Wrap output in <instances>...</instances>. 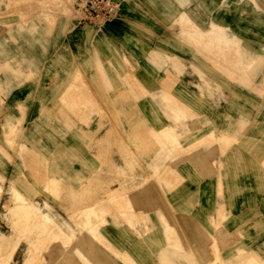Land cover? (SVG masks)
<instances>
[{"label":"crops","instance_id":"1","mask_svg":"<svg viewBox=\"0 0 264 264\" xmlns=\"http://www.w3.org/2000/svg\"><path fill=\"white\" fill-rule=\"evenodd\" d=\"M116 1V17L101 25L76 20L58 40L57 51L44 44L42 64L27 69L32 78L12 81L0 94V147L6 125L16 139V147L0 148V177L27 197L31 187L42 184L34 169L52 171L76 191L92 179L112 191L127 187L124 198L149 219L146 224L161 240L149 245L141 235L147 226L140 223L138 245L133 240L131 247L140 257L153 247L170 249V227L205 259L190 263L170 256L176 264H207L212 237L222 243L223 260L235 264L228 245L241 233L250 240L248 247H238L262 254L264 0ZM24 9L33 11L34 2L0 0V19L17 25ZM244 65L250 66L248 81H243ZM68 106L76 111L68 112ZM166 129H174L176 145L159 144ZM211 137L219 140L196 142ZM22 144L27 159L38 155L43 166H24L18 155ZM121 170L127 174L118 176ZM157 171L160 176L153 178ZM113 202L97 207L106 211ZM224 215L226 226L217 230L215 222ZM116 227L108 233L122 232L133 244L129 227ZM23 244L13 255L18 264H24ZM73 249L91 263L82 243ZM63 250L62 243L50 247L44 264H81L63 257ZM114 255L123 264L133 262L118 251ZM102 260L114 264L108 256Z\"/></svg>","mask_w":264,"mask_h":264},{"label":"rangeland","instance_id":"2","mask_svg":"<svg viewBox=\"0 0 264 264\" xmlns=\"http://www.w3.org/2000/svg\"><path fill=\"white\" fill-rule=\"evenodd\" d=\"M28 1L34 2L35 9L33 11L26 9L18 11L17 25H12L10 22L1 21L0 19V22L3 23L0 26V30L2 28L4 38L3 41H0V94L5 88L11 86L12 81L17 84L21 79L32 78L34 74L30 73L31 67L42 64L41 51L44 44L50 42L52 51H57L58 40L65 35L69 25L77 20L74 0H62L63 4H60L61 0H10L11 3H26ZM69 4H72L69 6L71 8L68 7ZM63 7H65V10ZM68 10L71 11L69 12ZM184 22L190 25L188 19L184 20ZM98 24L101 25L102 23L98 22ZM227 33L229 35V29ZM15 34H17L20 40H15ZM249 68L250 66L244 65L243 81L250 80V74L245 72ZM27 69L30 71L29 74L26 73ZM54 76L53 80H58L59 75L56 74ZM232 77L234 78V76ZM68 93L69 97L72 91ZM0 102L4 103L1 99ZM83 108L85 110L88 107ZM67 109L70 113L76 111L75 106H68ZM83 122L86 125H90V121L85 118ZM173 130L166 129L162 132L163 142H159L162 147L165 146V141H168L173 146L178 143L176 137H171V131ZM15 140L12 137V128L6 125L3 138L5 147H0L2 151H5L6 148L16 147ZM218 140V138L211 137L210 139H196V142L197 144L206 142L212 144ZM5 155L9 159H12L9 154L5 153ZM18 155L22 158L25 167L43 166V161L38 158V155L32 154L31 159H27V147L24 144L20 145ZM134 165V162L130 164L128 170L134 172ZM51 172H42L38 169L32 170V175L39 180L38 182L42 181V184L40 185L39 183V186L31 187L28 197L16 187L23 194L26 202L23 201V196L14 193L10 179L0 177V264H18L14 260L13 255L21 243H24L21 250L25 257L24 264H44V257L48 253L49 248L58 243H62L65 247V250L61 251L63 257L77 258L81 264H106V260L103 261L102 259H106L107 256L113 258L114 264H123V259L115 257V251H118L124 257V261L129 259L127 257L131 256L133 258L132 264H176L171 257L177 258L178 256H180L181 260L183 259L182 261L190 263L191 259L198 260L199 262L205 261L201 257L200 251L186 248V243H183L176 227H170L169 230L170 238L168 239L167 246L170 249L163 250L153 247L152 249L144 250L140 257L139 250L131 247H133L134 241L138 245L137 235H140V223L146 224L149 219L145 216L140 217L131 201L128 202L124 198L129 192L127 187L119 185L120 189L116 188L112 191L103 182L94 184V180L92 179L87 184L82 185L79 191H76L74 186L69 185L64 180H61L59 189L54 187H50V189L48 185ZM117 174L121 176L127 173L126 170H121L117 171ZM160 174L161 171H157L156 175L154 174L152 177L160 176ZM132 177H134L133 173ZM111 193L113 195L117 193L116 197H120L121 200L113 204L107 211H102L99 208L97 210V219L101 223L100 230L108 238V241H104L98 235L97 229H92L91 231V227L87 226L85 211L91 205L102 206L108 199L111 201L116 200L117 198L112 199L113 195ZM51 195L54 201H50L49 196ZM17 196L21 199L16 198ZM29 204H35L39 208L30 207L26 210ZM44 212H47L50 217L46 216ZM113 215L115 216L111 217ZM225 221L226 216L224 215L215 222L217 230H221L226 226ZM123 225H127L132 231L131 242L133 244H130L129 239L126 240V237H123L122 232L116 235L108 233L115 226L121 228ZM146 226L147 229L145 233L141 234L142 237L147 239L149 245L155 246L156 243H160L161 240L155 237L153 230L147 224ZM71 232H73V239L68 240L69 233ZM261 235L258 236L260 237ZM249 240V235L243 233L231 236L229 241L231 244L228 245L230 249L228 250H230L229 253L235 256V264H264V251L262 254H259L248 248L238 247V245L248 247L247 242ZM77 243H82L84 247L82 250L91 259V263L86 262L73 249ZM220 245L222 243L218 237H212V250L210 251V258L208 257L209 261L207 264H230L223 260ZM96 246L99 249H96ZM124 246L127 247L125 248ZM23 255L19 256L22 257ZM125 264L129 263L125 261Z\"/></svg>","mask_w":264,"mask_h":264},{"label":"built area","instance_id":"3","mask_svg":"<svg viewBox=\"0 0 264 264\" xmlns=\"http://www.w3.org/2000/svg\"><path fill=\"white\" fill-rule=\"evenodd\" d=\"M77 21L103 23L119 14L120 7L116 0H74Z\"/></svg>","mask_w":264,"mask_h":264},{"label":"bare ground","instance_id":"4","mask_svg":"<svg viewBox=\"0 0 264 264\" xmlns=\"http://www.w3.org/2000/svg\"><path fill=\"white\" fill-rule=\"evenodd\" d=\"M60 1V0H59ZM58 1V2H59ZM71 1V0H70ZM73 1V0H72ZM61 2H62V0H61ZM60 2V4H63V2L61 3ZM67 2H69V1H67ZM67 2H66V4H67ZM64 5H65V3H64ZM72 4H69L68 5V7L69 6H71ZM61 7H62V5H61ZM67 8V7H66ZM69 8H71V7H69ZM73 8V7H72ZM63 9L65 10V7H63ZM69 12L71 11V10H68ZM67 11V12H68ZM71 14V13H70ZM89 86V85H88ZM90 91V90H89ZM122 94V93H121ZM89 96V95H88ZM123 96V95H122ZM121 99H123V98H121ZM125 100V99H124ZM81 101V100H80ZM97 102V101H96ZM187 149V148H186ZM101 163V162H100ZM167 173V172H166ZM96 177V176H95ZM89 180H90V178H88ZM45 182H46V180H45ZM101 182V181H100ZM61 183V178H56V177H50V181H49V188L50 187H54V188H56V189H59L60 187H59V184ZM61 185H63V184H61ZM60 185V186H61ZM62 188V187H61ZM13 189V191H14V193L15 194H18V195H20V196H23V194H21V192L16 188V187H13L12 188ZM51 189V188H50ZM113 193V192H112ZM111 193V194H112ZM121 193V192H120ZM95 194V193H94ZM117 194V193H116ZM116 194H112L111 196H112V199H116L117 197H116ZM118 195V194H117ZM16 198H18V196L16 197ZM118 198H120V197H118ZM117 198V199H118ZM126 198V197H125ZM18 199H21V198H18ZM25 199H27V198H25ZM117 199L116 200H113L114 202H113V204L114 203H116V201H117ZM121 199V198H120ZM23 201L24 202H26L25 200H24V196H23ZM28 201V200H27ZM98 201V200H97ZM107 201V200H106ZM129 202V201H128ZM23 203V202H22ZM30 203H32V202H30ZM111 204H112V202H111ZM122 205V204H121ZM124 205V204H123ZM20 206V205H19ZM22 206V205H21ZM30 207H38L37 205H35V204H32V205H28V207H26V210H28ZM103 207H105V206H103ZM39 208V207H38ZM87 209V208H86ZM108 209V208H107ZM97 210H98V207L97 206H95V205H91V206H89V208L87 209V211H85L86 213V215H87V217H86V215H85V219H86V223L88 224L87 226H90L91 228H90V230L92 231V229L94 230V229H97V231L99 232L98 233V235H100V231H99V229H100V224L101 223H99V221L97 220ZM101 210V209H100ZM103 210V209H102ZM103 211H105V210H103ZM107 211V210H106ZM118 213V212H117ZM44 214L46 215V216H48V217H50V215L47 213V212H44ZM101 216V215H100ZM99 220H100V218H99ZM83 221H84V218H83ZM101 222V221H100ZM103 222V221H102ZM85 225V224H84ZM82 228V227H81ZM89 228V227H88ZM72 231H73V229H72ZM73 232H71V233H69V236H68V240H71V239H73V234H72ZM91 233V232H90ZM94 233V232H93ZM101 236V235H100ZM104 239V238H103ZM43 241V240H42ZM108 241V240H107ZM15 245V244H14ZM3 247V246H2ZM32 251V250H31ZM43 252V251H42ZM40 255V254H39Z\"/></svg>","mask_w":264,"mask_h":264}]
</instances>
